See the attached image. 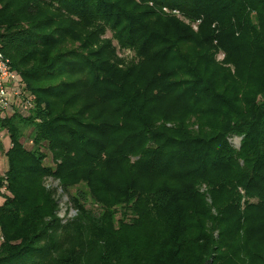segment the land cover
Here are the masks:
<instances>
[{
  "label": "trees",
  "instance_id": "1",
  "mask_svg": "<svg viewBox=\"0 0 264 264\" xmlns=\"http://www.w3.org/2000/svg\"><path fill=\"white\" fill-rule=\"evenodd\" d=\"M0 48V264H264V0H0Z\"/></svg>",
  "mask_w": 264,
  "mask_h": 264
},
{
  "label": "built area",
  "instance_id": "2",
  "mask_svg": "<svg viewBox=\"0 0 264 264\" xmlns=\"http://www.w3.org/2000/svg\"><path fill=\"white\" fill-rule=\"evenodd\" d=\"M18 85V76L0 48V114L13 113L16 108L27 111L31 107L29 103H21Z\"/></svg>",
  "mask_w": 264,
  "mask_h": 264
},
{
  "label": "rangeland",
  "instance_id": "3",
  "mask_svg": "<svg viewBox=\"0 0 264 264\" xmlns=\"http://www.w3.org/2000/svg\"><path fill=\"white\" fill-rule=\"evenodd\" d=\"M110 35L106 34L105 38H109ZM113 44L115 45V42H113ZM120 58H127L128 56H130V53L125 52V54L123 53H119L118 55ZM218 60L222 59V55H219L217 57ZM86 97L88 98V94L86 95ZM6 115H12L11 113H7ZM26 137L29 136L30 134V130L25 132ZM241 138H237L234 137L232 139H230V143L234 148H238L239 144H240ZM10 140L7 136V134L2 131L0 132V175H2L4 173V171H6V159L4 157V152L7 151L10 148ZM51 160L49 159V157L45 160V164H50ZM45 185L49 188H56V197L58 199V203H59V212L58 215L61 218H64L67 214L68 217H71L74 215L73 210H70V204L68 202V199L65 195L62 194L60 188H58V183L56 181H53L51 179L46 180ZM75 190H72V192H74ZM2 204V200L0 198V205ZM69 210V211H68Z\"/></svg>",
  "mask_w": 264,
  "mask_h": 264
}]
</instances>
